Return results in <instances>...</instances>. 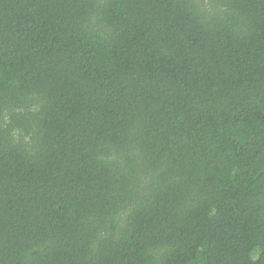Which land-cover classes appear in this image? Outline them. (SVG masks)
Listing matches in <instances>:
<instances>
[{
	"label": "trees",
	"instance_id": "16d2710c",
	"mask_svg": "<svg viewBox=\"0 0 264 264\" xmlns=\"http://www.w3.org/2000/svg\"><path fill=\"white\" fill-rule=\"evenodd\" d=\"M0 264H264V0H0Z\"/></svg>",
	"mask_w": 264,
	"mask_h": 264
}]
</instances>
